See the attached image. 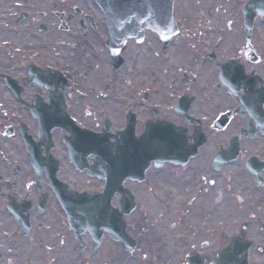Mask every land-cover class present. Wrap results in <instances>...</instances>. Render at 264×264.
Returning <instances> with one entry per match:
<instances>
[{
    "label": "flooded vegetation",
    "instance_id": "flooded-vegetation-1",
    "mask_svg": "<svg viewBox=\"0 0 264 264\" xmlns=\"http://www.w3.org/2000/svg\"><path fill=\"white\" fill-rule=\"evenodd\" d=\"M179 1L0 0V264H264V0Z\"/></svg>",
    "mask_w": 264,
    "mask_h": 264
},
{
    "label": "water",
    "instance_id": "water-1",
    "mask_svg": "<svg viewBox=\"0 0 264 264\" xmlns=\"http://www.w3.org/2000/svg\"><path fill=\"white\" fill-rule=\"evenodd\" d=\"M143 1V0H141ZM143 3V2H142ZM173 0H166V5H167V16H168V20H167V26H168V30L167 28L165 27V31L169 32V34L171 35L173 33V30H175V22H174V19H173V16H172V10H173ZM165 25H166V21H165ZM144 26V24H143ZM119 158H124L125 156H122V155H118ZM125 162V161H124ZM122 163V162H121ZM121 163H119L120 165L118 166L119 167V171L120 173H122L120 175V180L121 182L126 178V176L129 174V173H132V172H135L137 171V168L135 171H133L132 168H129V167H125V166H122ZM143 171V170H142ZM126 195V200L124 201V204H127V203H130L132 201V197L131 195H129L128 193L125 194Z\"/></svg>",
    "mask_w": 264,
    "mask_h": 264
},
{
    "label": "rangeland",
    "instance_id": "rangeland-1",
    "mask_svg": "<svg viewBox=\"0 0 264 264\" xmlns=\"http://www.w3.org/2000/svg\"><path fill=\"white\" fill-rule=\"evenodd\" d=\"M179 2H181V4H182V3L184 2V0H182V1L180 0ZM190 5H192V3L189 4V5L184 3V4H183V8L185 9L187 6H190ZM185 11H186V10H184V12H185ZM144 205H145L144 203H143V204L141 203L139 209L144 208ZM156 217H157V216H156L155 214H151V215H150V219H152L153 222H158V219H157ZM155 231H156V230H155ZM157 231H160V230H158V228H157ZM159 234H163V229L159 232Z\"/></svg>",
    "mask_w": 264,
    "mask_h": 264
}]
</instances>
